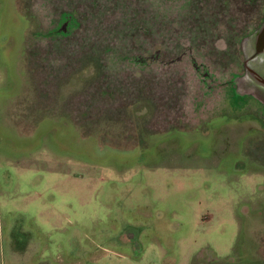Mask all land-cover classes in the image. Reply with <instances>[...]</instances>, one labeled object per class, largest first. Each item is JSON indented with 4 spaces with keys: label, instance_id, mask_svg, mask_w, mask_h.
<instances>
[{
    "label": "rangeland",
    "instance_id": "374dc122",
    "mask_svg": "<svg viewBox=\"0 0 264 264\" xmlns=\"http://www.w3.org/2000/svg\"><path fill=\"white\" fill-rule=\"evenodd\" d=\"M263 20L264 0H0V264H264L243 52Z\"/></svg>",
    "mask_w": 264,
    "mask_h": 264
},
{
    "label": "water",
    "instance_id": "95a60500",
    "mask_svg": "<svg viewBox=\"0 0 264 264\" xmlns=\"http://www.w3.org/2000/svg\"><path fill=\"white\" fill-rule=\"evenodd\" d=\"M255 41H258V44H255ZM245 43L246 49H243V52L246 56V77L256 83L254 85L259 93L253 92L264 102V20L257 29L247 36ZM249 89L252 90L250 87Z\"/></svg>",
    "mask_w": 264,
    "mask_h": 264
},
{
    "label": "crops",
    "instance_id": "0c3cea01",
    "mask_svg": "<svg viewBox=\"0 0 264 264\" xmlns=\"http://www.w3.org/2000/svg\"><path fill=\"white\" fill-rule=\"evenodd\" d=\"M219 259L220 257L204 260L201 257H196L194 260L197 261L195 264H221L222 262L220 261L221 263H219Z\"/></svg>",
    "mask_w": 264,
    "mask_h": 264
},
{
    "label": "flooded vegetation",
    "instance_id": "af4514ba",
    "mask_svg": "<svg viewBox=\"0 0 264 264\" xmlns=\"http://www.w3.org/2000/svg\"><path fill=\"white\" fill-rule=\"evenodd\" d=\"M254 43H255V44H258V41H255Z\"/></svg>",
    "mask_w": 264,
    "mask_h": 264
},
{
    "label": "bare ground",
    "instance_id": "6f19581e",
    "mask_svg": "<svg viewBox=\"0 0 264 264\" xmlns=\"http://www.w3.org/2000/svg\"><path fill=\"white\" fill-rule=\"evenodd\" d=\"M248 81H246V84H247ZM251 86V85H250Z\"/></svg>",
    "mask_w": 264,
    "mask_h": 264
}]
</instances>
